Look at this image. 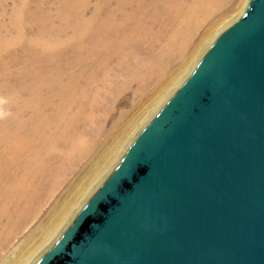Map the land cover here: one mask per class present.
I'll use <instances>...</instances> for the list:
<instances>
[{
    "label": "bare ground",
    "instance_id": "bare-ground-1",
    "mask_svg": "<svg viewBox=\"0 0 264 264\" xmlns=\"http://www.w3.org/2000/svg\"><path fill=\"white\" fill-rule=\"evenodd\" d=\"M50 1L0 0V264L39 263L61 240L141 125L234 19L220 25L219 16L250 2ZM154 87L141 122L124 121L123 109L107 128L121 94L132 90L137 107ZM50 218L45 240L30 248Z\"/></svg>",
    "mask_w": 264,
    "mask_h": 264
},
{
    "label": "water",
    "instance_id": "water-1",
    "mask_svg": "<svg viewBox=\"0 0 264 264\" xmlns=\"http://www.w3.org/2000/svg\"><path fill=\"white\" fill-rule=\"evenodd\" d=\"M37 264H264V0L218 36Z\"/></svg>",
    "mask_w": 264,
    "mask_h": 264
},
{
    "label": "rangeland",
    "instance_id": "rangeland-1",
    "mask_svg": "<svg viewBox=\"0 0 264 264\" xmlns=\"http://www.w3.org/2000/svg\"><path fill=\"white\" fill-rule=\"evenodd\" d=\"M18 1V0H17ZM52 1H54V0H51L48 4H53V2ZM251 1V0H250ZM250 3V2H249ZM249 3H248V5H247V8H248V6H249ZM238 4V3H237ZM237 4L236 5H233V6H230V7H228L227 9H225L224 11H223V13L219 16L220 18H222L223 17V20H222V23L220 24V25H223L224 23L223 22H226V21H230L231 19H233V22L230 24V25H228V27L229 26H231L235 21H237L238 19H240V18H242L243 16H244V14L246 13V11H247V8H246V10H244V12H242L241 14H239V10H238V8H237ZM14 4L11 2V1H9L8 3H7V10L10 12L11 11V8H12V6H13ZM225 16V17H224ZM219 17H217V18H219ZM216 18V19H217ZM219 18V19H220ZM236 19V20H235ZM219 25V26H220ZM228 27H226V28H228ZM225 28V29H226ZM204 30L205 29H203L201 32L202 33H204ZM224 31V30H223ZM222 31V32H223ZM202 35L203 34H201L200 33V35H199V37L201 36L202 37ZM198 37V38H199ZM212 45V44H211ZM210 47V46H209ZM208 47V48H209ZM208 48H207V50H208ZM206 50V51H207ZM206 53V52H205ZM204 56V55H203ZM203 58V57H202ZM201 58V59H202ZM200 62V61H199ZM199 62H198V64H199ZM197 64V65H198ZM197 67V66H196ZM196 69V68H195ZM194 69V70H195ZM176 70V66H175V68H174V70L173 71H175ZM194 70H192L191 72H190V74H188V76L179 84V86L175 89V91L174 92H172L171 93V95L169 96V98L165 101V103H163L161 106H160V108L156 111V113L148 120V121H145V123L143 124V126L141 125V128L139 129V131L138 132H136V134H135V137H133V141L131 142V144H129V146L124 150V152L121 154V157L118 159V161L115 163V165L112 167V169H111V171H109L108 172V174L106 175V177L103 179V181L101 182V184L99 185V187L98 188H100L104 183H105V181L112 175V173L115 171V169L119 166V164H120V162H121V160H122V158L125 156V154L127 153V151L129 150V148L131 147V145L133 144V142L137 139V137H138V135L145 129V127L154 119V117L161 111V109L164 107V105L171 99V97L176 93V91H178L179 90V88L188 80V78L191 76V74L194 72ZM173 71L169 74V76H171V78L173 79L175 76H172L171 74L173 73ZM172 81H174V80H172ZM156 89V87H154L153 88V90H151L150 92H148L146 95H145V97L144 98H142L141 100H139V101H137V107H133L132 105V103L130 102L132 99V97H133V91L132 90H129V91H126L125 93H123V94H121L120 95V97L118 98V101H116L115 102V104H114V106L112 107L113 108V113H112V115L111 116H109V117H106L105 118V120H106V123H107V128H110V125H112V122H113V120L114 119H116L118 116H119V114H120V112L123 110V109H126V110H128V114H127V117L124 119V121H129V122H131V120L133 119V118H138V120H139V122H141L142 121V119L147 115V113L149 112V108H147V106H146V100H147V96L149 97V96H151V94L153 93V91ZM149 93H151V94H149ZM129 101V102H128ZM0 112H2L1 113V115L2 114H4V110H0ZM142 112V113H141ZM144 112V113H143ZM138 114V115H137ZM139 115H140V117H139ZM132 116V117H131ZM131 118V119H130ZM133 131V130H132ZM108 138H110V137H108ZM104 140H105V138H104ZM105 141H107L108 142V140H105ZM107 142H104V144H105V146H104V148L105 149H107V147H108V145H107ZM97 188V189H98ZM61 191L62 190H59L58 192H57V197H59V195H60V193H61ZM96 192V191H95ZM95 192H94V194H95ZM94 194H92L89 198L91 199L92 197H93V195ZM89 199V200H90ZM88 203V202H87ZM62 207V206H61ZM48 209H49V206H45V208H44V210H43V212H42V216H41V220H42V218H45L47 215H48ZM77 215V214H76ZM45 216V217H44ZM53 219L54 218H50V220L43 226V228H42V230L41 231H39L37 234H36V236H35V238H33V242H29L28 244L30 245V248H36V246H37V244L39 243V242H41L42 240H45L44 239V236H45V234H44V232H45V230L49 227L50 228V226L52 225V221H53ZM73 222V221H72ZM33 226H35V224H32V225H30V226H28L29 228H27V230L25 231V232H23V233H21V234H19L18 236H17V238L15 239V241H14V243H13V248L12 249H14L15 247H16V245H19L24 239H25V236H26V232L29 230V229H31ZM70 228V227H69ZM66 230H68V228H66L65 229V231L63 232V234L66 232ZM62 235V234H61ZM59 241V238H57L56 239V241L53 243V245L51 246V248L57 243ZM26 247H27V245H26ZM25 247V248H26ZM22 251H23V249H22ZM21 254V253H20ZM46 254V253H45ZM44 254V255H45ZM16 255H19V253H17ZM26 255H28V254H26ZM26 255H24V256H26ZM41 255V254H40ZM39 255V256H40ZM43 255V256H44ZM38 256V257H39ZM42 256V257H43ZM41 257V258H42ZM38 262H36L35 264H37Z\"/></svg>",
    "mask_w": 264,
    "mask_h": 264
}]
</instances>
